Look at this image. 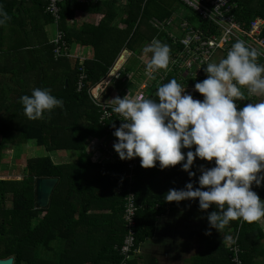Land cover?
<instances>
[{
	"label": "trees",
	"instance_id": "trees-1",
	"mask_svg": "<svg viewBox=\"0 0 264 264\" xmlns=\"http://www.w3.org/2000/svg\"><path fill=\"white\" fill-rule=\"evenodd\" d=\"M25 0H0V8L8 14L5 24L0 25V37L8 24L19 22V8ZM34 6L43 11L46 22L53 24V18L44 12L48 0H31ZM225 8L234 15L236 21L244 27L255 21L262 22V36L264 37V0H226ZM180 9L179 0H98L95 4L79 3L76 0H66L60 4V20L57 29L63 31L65 40L70 46L78 44L92 49V59L84 61L88 75L85 87L78 92L76 88L78 62L74 59H54L51 47L48 48L49 62L52 70L62 68L60 90L52 91L54 83L44 79L40 88L50 89L51 94L63 101V108L56 107L50 113H45L41 119H29L24 114L26 122H20L19 113L24 110L20 106L7 118L0 120V167L4 151L14 143L20 141H35L46 151L84 149L87 138L93 136L102 138L111 134L123 121L111 117L102 126L99 124L100 113L88 98L89 86L99 84L103 86L104 78L122 52H130L136 57L143 53L145 45L157 35L165 40L171 50L170 54L179 52V46L171 44L165 32H159L149 22L156 19L160 22L177 15ZM78 10H86L90 15L101 14L95 24H82L77 30L68 27L67 22L73 18ZM189 21L195 22L197 17L190 13ZM118 22L123 27L118 26ZM171 44V47H170ZM150 57V56H149ZM149 59V58H148ZM137 61H139L137 59ZM136 62V69L144 68L142 63ZM126 63L123 65L124 71ZM47 75V74H46ZM172 75V74H171ZM171 79H166L167 83ZM65 80L67 83L65 84ZM129 79L115 84L116 97L123 98L122 89L129 83ZM50 81V82H49ZM195 82V78H187L182 86ZM53 84V85H52ZM243 99L237 100V108L250 103L244 86H240ZM106 93L110 90L109 87ZM188 92V87H186ZM151 90L146 98L154 96ZM131 95V93H129ZM193 98L199 94L191 93ZM250 100V101H249ZM18 104L20 100H17ZM14 125V129H8ZM195 146L191 150L194 151ZM189 149H182L186 152ZM127 160L117 159L115 164H95L88 158H82L73 164H55L49 157L30 158L26 160V175L21 180L6 181L0 179V259L13 257V264H118L121 260L119 247L123 242L125 230L123 226V199L127 184ZM214 166L200 158L194 160L192 169L200 171ZM150 168H144L140 159L135 172L136 203L138 205L153 206L144 189L145 180ZM57 178L49 204L46 208L36 206L35 183L38 178ZM194 188L199 187L196 178H190ZM109 186V187H108ZM117 188L118 193L113 189ZM252 190L264 200V181L261 185H252ZM104 203H109L110 214H105ZM194 205L199 208L198 199ZM201 210V209H200ZM201 210L208 235L206 251L193 259L194 264H232L229 242L237 238L240 249L241 264L256 263V250L260 247V240L264 239V220L259 222H242L233 220L222 230L210 228L207 220L209 212ZM98 211V213H96ZM158 212L144 209L136 214V237L134 247L152 237ZM102 240L100 249L91 257L76 256L70 252L71 247H86L91 251L95 246L94 239ZM103 238V239H102ZM63 244L57 258L52 259L48 251L55 244ZM46 248L47 250L43 249ZM127 264H139L136 256Z\"/></svg>",
	"mask_w": 264,
	"mask_h": 264
},
{
	"label": "clouds",
	"instance_id": "clouds-1",
	"mask_svg": "<svg viewBox=\"0 0 264 264\" xmlns=\"http://www.w3.org/2000/svg\"><path fill=\"white\" fill-rule=\"evenodd\" d=\"M8 19L0 8V25ZM143 53L151 54L146 65L150 78L168 67L167 44L153 41L144 46ZM257 56L256 49L237 40L225 58L208 63L204 68L207 77L194 85L203 100L194 99L176 79L158 87L159 102L143 94L110 100L112 111L123 117L113 132L118 138L113 148L121 160L139 157L142 167L151 168L158 162L161 170L180 164L189 177L196 175L191 171L196 158L214 161L212 167L200 166L199 187L189 181L182 189H169L164 199L177 203L198 199L201 210L214 206L207 220L216 230L233 220H264V200L252 190L253 184L264 181V100L239 109L236 102L243 99L240 86L264 96V65L256 62ZM20 101L33 120L63 108V101L47 88H34Z\"/></svg>",
	"mask_w": 264,
	"mask_h": 264
},
{
	"label": "crops",
	"instance_id": "crops-1",
	"mask_svg": "<svg viewBox=\"0 0 264 264\" xmlns=\"http://www.w3.org/2000/svg\"><path fill=\"white\" fill-rule=\"evenodd\" d=\"M117 1L118 3L124 2V0ZM32 3L31 0L23 2L18 11L21 20L12 25L8 24L0 37V120L11 115L19 105L23 107L21 101L18 104L17 100H20L23 95H31L32 89L40 88L44 79H50L54 83L53 92L60 90L62 68L52 70L51 66L46 63L49 62L47 50L50 49L55 27L52 23L46 22L43 11ZM100 18L101 14L90 15L86 10H78L67 24L68 27L77 30L85 23L95 25ZM121 25L118 22L120 28ZM72 44V50L79 53L80 56H84L85 61L92 59L93 52L90 47ZM66 83L67 80H65ZM244 90L247 92V97L250 98L246 86H244ZM116 94L117 92L114 90H109L106 97L111 100L116 97ZM251 100L253 103H257L264 100V96L254 95ZM24 114L22 109L19 116L20 122H23ZM8 129L13 130L14 125ZM113 132L102 138L93 136L87 138L84 149L80 151H51L55 152L58 157L52 162L73 164L82 158H88L95 164H115L119 155L114 150L113 144L118 138L113 135ZM30 142L38 146L32 140L20 141L19 145H14L16 144L14 143L6 149L4 157H9L10 162L14 161L13 147H25ZM191 171L196 173L194 177L198 184L200 171L193 169ZM190 178L188 173L182 170L180 164L161 170L157 162L156 166L151 167L147 172L145 180L142 182V189L146 191L147 199L155 202L151 206L152 209L149 208V210L158 212V216L152 237L138 246L136 259L139 264H194L193 259L205 253L208 231L202 212L195 207L194 200H183L177 203L164 199L169 189L184 188L185 184L191 180ZM113 192L118 193L117 188H114ZM104 205L106 209L102 212L110 214L109 203H104ZM259 242L262 249L258 247L254 261L264 264V239ZM91 243L95 245L91 251L78 245L71 247L70 252L76 256L89 255L91 257V254L94 255L97 249H100L102 240L94 239ZM59 245L58 247V244H55L54 247L58 252L63 248L62 243Z\"/></svg>",
	"mask_w": 264,
	"mask_h": 264
},
{
	"label": "built area",
	"instance_id": "built-area-1",
	"mask_svg": "<svg viewBox=\"0 0 264 264\" xmlns=\"http://www.w3.org/2000/svg\"><path fill=\"white\" fill-rule=\"evenodd\" d=\"M64 1L66 0H48L44 8V12L53 18V25L55 27L50 47L54 59L66 58L77 60L78 72L76 88L77 91L80 92L85 87L88 78L84 66L85 57L80 56L79 53L72 50L71 46L65 40L64 32L57 29L60 20V4ZM76 1L84 4H95L98 0ZM225 3L226 0H179L180 9H178L177 15L171 16L169 19L162 22L152 19L149 24L157 29L158 33L165 32L173 48L174 45L177 44L180 50L177 53L170 54L168 67L166 69L157 70L154 78L149 77L146 71L148 61L143 60L142 63L144 64L146 79L140 85L139 92L128 96L132 97L137 94H143L146 98L147 95L144 91L147 88H154L156 91L158 87L166 82L169 76L176 78L178 83L184 82L187 78H195V82L187 83L186 86L188 88L194 87L196 82L202 81L207 77L208 74L204 71L206 65L212 62H219L220 59L225 58L227 52L237 40H243L247 47L256 49L258 52L256 62L264 65L262 22L255 21L250 23L248 27L242 26L236 21L229 9L225 8ZM190 13L197 17L195 22L187 19ZM121 27L123 26L121 25ZM153 41H159L162 44L166 42L159 38L158 35L153 38L150 43ZM122 54H126L127 57L131 56V53L126 51L122 52ZM122 54L110 68L108 76L104 78L103 86L94 84L89 86L87 90L89 100L100 113L99 124L102 126L111 117L118 118L121 121L123 120L120 114L112 111L111 101L106 97V90L108 89L106 87H109L111 90L115 88L116 83L129 79L130 75L132 76L131 73H127L123 69V65L126 63L127 58ZM218 54H220V56L216 57ZM111 153L113 155V152ZM139 159V157L128 159L126 163L127 184L123 191V226L125 235L118 249L119 255L121 256V260L118 264H127L128 261L132 260V258L137 255L138 248L134 247L137 227L136 214L139 209L144 210L151 208L147 205H138L136 203L134 192L135 172ZM229 246L232 253L230 257L231 263L241 264L237 238L231 239Z\"/></svg>",
	"mask_w": 264,
	"mask_h": 264
},
{
	"label": "rangeland",
	"instance_id": "rangeland-1",
	"mask_svg": "<svg viewBox=\"0 0 264 264\" xmlns=\"http://www.w3.org/2000/svg\"><path fill=\"white\" fill-rule=\"evenodd\" d=\"M150 56V53L148 54H140L138 56L131 57L128 58L126 60L127 64L126 69L131 70V74L130 75V80H129V84L125 86V88L122 89V95L123 97L125 95H130L129 93H131V95L139 92V88L140 85L145 81L146 79V74H145V69L141 68V70H137L135 65L136 62H140V58H142V60H148ZM220 54H218L216 57H219ZM137 59L139 61H137ZM153 89H146L144 91V93L148 96L149 92ZM248 96H250V99L254 98V95L249 94ZM197 98L199 97V100H201L200 96H196ZM250 101V100H249ZM251 103H253V100L250 101ZM244 106V104L242 105V107ZM21 115V113H19V116ZM24 122H26L25 119H23ZM20 142H17L14 145H19ZM28 146L25 147H21V146H16L13 147V154H14V161H9V157H2V161H1V167H0V179L6 180V181H12V180H21L25 175H26V160L30 159V158H41V157H49L52 161H55L58 157L57 154H55V152H48L44 149V147H39L36 146L33 142H30L27 144ZM230 241H227V243ZM63 246V244H62ZM45 250H47L46 248H43ZM48 251V255L54 258H57L59 255L58 250L56 251V249L53 248V245H51V249L47 250Z\"/></svg>",
	"mask_w": 264,
	"mask_h": 264
},
{
	"label": "water",
	"instance_id": "water-1",
	"mask_svg": "<svg viewBox=\"0 0 264 264\" xmlns=\"http://www.w3.org/2000/svg\"><path fill=\"white\" fill-rule=\"evenodd\" d=\"M188 93H196L203 96L194 87L188 88ZM151 99L159 102V98L157 96H151ZM57 178H38L35 183V193H36V206L39 209L46 208L49 204L50 196L53 191V188L57 184ZM0 264H13V257H9L6 259H0Z\"/></svg>",
	"mask_w": 264,
	"mask_h": 264
},
{
	"label": "flooded vegetation",
	"instance_id": "flooded-vegetation-1",
	"mask_svg": "<svg viewBox=\"0 0 264 264\" xmlns=\"http://www.w3.org/2000/svg\"><path fill=\"white\" fill-rule=\"evenodd\" d=\"M185 90H186V87H185ZM199 96L201 97L200 99L203 100V96H201V95H199ZM194 99H199V97L198 98H194Z\"/></svg>",
	"mask_w": 264,
	"mask_h": 264
}]
</instances>
